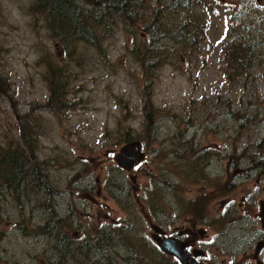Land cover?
Returning a JSON list of instances; mask_svg holds the SVG:
<instances>
[{
	"label": "rangeland",
	"instance_id": "374dc122",
	"mask_svg": "<svg viewBox=\"0 0 264 264\" xmlns=\"http://www.w3.org/2000/svg\"><path fill=\"white\" fill-rule=\"evenodd\" d=\"M155 1L144 0L134 36L116 17L97 32L98 49L80 43L68 58L43 17L30 13L37 0H0V144L23 146L27 140L35 152L33 168L60 195L47 198L28 184L18 195L0 192V264H55L54 250L62 243L49 232L43 235V227L68 237L63 264H176L149 240L154 226L177 221L179 201L192 199L178 192V170L191 169L192 158L199 159L200 170L209 161L215 180L232 182L238 205L251 198L243 208L252 223H239L245 231L227 224L222 235L220 222L211 224L207 256L230 255L226 264H243L246 255L252 260L263 234L258 209L264 170L252 168L264 163V63L238 77L222 49L233 17L245 35L260 20L263 26L252 29L251 37L257 42L260 32L264 39V0H216L209 13L195 8V26L206 28L202 45L183 63L167 61L152 71L146 90L141 64L129 50L144 40ZM181 19L166 14L163 22L174 28ZM160 45L169 52L167 39ZM56 73L63 86L57 104L63 105L51 95ZM128 141L141 144L144 161L127 172L114 158ZM185 186L190 190L191 184ZM243 219L244 214L238 221ZM97 237V256L90 251L84 260L82 245ZM72 242H78L76 252ZM259 261L264 264V252Z\"/></svg>",
	"mask_w": 264,
	"mask_h": 264
},
{
	"label": "trees",
	"instance_id": "16d2710c",
	"mask_svg": "<svg viewBox=\"0 0 264 264\" xmlns=\"http://www.w3.org/2000/svg\"><path fill=\"white\" fill-rule=\"evenodd\" d=\"M143 2L144 0H37L30 13L34 16L41 15L43 17L50 38L57 42L64 56L70 58L75 54L76 47L80 43L98 49L97 32L106 29V24H110L116 17L122 20L121 24L124 32L129 36H134L136 30L135 19ZM215 2L216 0L155 1L154 18L150 24L143 28L141 33L144 40L140 45H133L129 50L141 64L146 90L153 83L151 81L152 71L167 61H170L173 66H176L173 62L183 63V59L185 60L187 55L194 54L198 47L202 45L206 28H203V31L195 26L192 16L193 10L201 8L208 12L209 9L213 8ZM166 14L181 16V23L174 28L168 26L163 22ZM180 14H183V16ZM227 26H229V23ZM230 26L225 29V40L228 36L229 38L223 46L222 54L230 70L235 75L239 73L238 77H247L253 73L257 64L264 63V39H262L260 32L257 42H254L251 37L252 29L262 27L263 23L260 20L253 21L247 29L246 35L238 28L234 17ZM164 39L170 42L169 52L166 47L160 45V42ZM258 46H263V54H259ZM53 79L58 80V82L56 88L51 91V95L56 97L54 98L56 105H63L62 103L57 104V90H61L60 88L63 87L59 85L61 80L59 74L56 73L51 78V80ZM0 82L2 83V81ZM34 159L35 152L25 139L23 146L17 144L11 146L6 144L4 146L0 144V192L6 190L18 195L21 193L22 186L28 184L31 190L45 193L47 198L51 199L55 196L59 198L60 195L56 191H53L52 194L48 176L44 172L33 168ZM260 164L264 166V163ZM41 231L43 235L49 232L51 236L54 235L53 238L61 240L62 246L55 247L54 254L57 257L55 264H63L62 259L66 253L63 244L65 243V237L66 242L68 237L63 234L61 236L60 233L55 235L46 227H43ZM102 237H104L103 242L109 240L107 234ZM99 238L101 239V237H97V240L91 244L82 245L83 247L86 246L84 250L80 251V256H85L84 260L90 256V251H95L97 256ZM76 245H78V242H72V250L75 252L78 250ZM59 258L60 260H58Z\"/></svg>",
	"mask_w": 264,
	"mask_h": 264
},
{
	"label": "flooded vegetation",
	"instance_id": "af4514ba",
	"mask_svg": "<svg viewBox=\"0 0 264 264\" xmlns=\"http://www.w3.org/2000/svg\"><path fill=\"white\" fill-rule=\"evenodd\" d=\"M205 158L208 159L211 155L204 154ZM199 159L192 158L191 169H187L186 166L181 165L178 170V177L180 185L178 188L179 195L183 198L184 194L193 195L192 199L188 202L181 200L178 203L177 208V221L172 224H163V227L152 228L153 237L152 241L149 240L150 245L164 258L172 260L176 264H181L178 260L167 256L159 251L158 242L162 241H174L182 248L183 255L186 256L188 260H193L196 264H226V259L230 255L225 256L222 260H216L213 256H207L206 251L208 247L205 246L204 242L207 240V230L210 229L212 223H219L222 228V235L225 234L227 224L240 226L239 223L247 225L252 223L251 218L245 213L243 206L249 205L250 199L248 198L247 204H243L244 200L238 205L236 203V192L232 189V182H224L215 180L213 177L212 166L208 163L201 166ZM136 169V168H135ZM260 169V172L264 170V166L254 165L252 172H256ZM134 170V169H133ZM210 170V172H209ZM250 174L245 175L248 179ZM255 176V182L257 184L261 183V178L257 179ZM181 178V179H180ZM133 183L136 180L131 179ZM179 184V183H178ZM191 184L190 190L186 191V186ZM99 191V190H98ZM234 192V193H233ZM103 193V192H102ZM190 199V198H189ZM264 203L259 206V214L261 213V208ZM237 207V208H236ZM255 210V208H254ZM214 212V221L210 220V216ZM236 214H241L239 219H233L232 222L229 220ZM243 214L245 219L242 221ZM261 221V220H260ZM262 233L264 234V226L262 225ZM241 228V226H240ZM160 231V234H156V231ZM241 232L245 231V228L239 229ZM258 235V241H256V246L254 247V255L252 260L248 261V256H244L246 259L243 264H261L259 258L264 252V235ZM158 240V242H156ZM262 246L261 250L257 252V248ZM234 264H237L234 262Z\"/></svg>",
	"mask_w": 264,
	"mask_h": 264
},
{
	"label": "water",
	"instance_id": "95a60500",
	"mask_svg": "<svg viewBox=\"0 0 264 264\" xmlns=\"http://www.w3.org/2000/svg\"><path fill=\"white\" fill-rule=\"evenodd\" d=\"M143 161L144 154L142 152V146L138 142L125 145L114 158L117 167L127 172L137 168ZM259 218L264 226V204L261 208ZM160 233L159 230L156 231V234ZM156 242H158V240H156ZM157 244L160 252L178 260L181 264H196L193 260H188L186 256L183 255L182 248H180L176 242L169 240L158 242ZM261 248L262 246L260 245L257 248V252H259Z\"/></svg>",
	"mask_w": 264,
	"mask_h": 264
}]
</instances>
